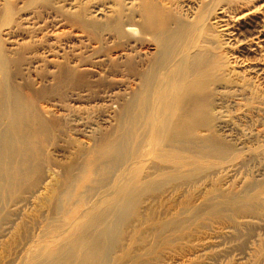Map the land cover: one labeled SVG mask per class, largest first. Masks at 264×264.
<instances>
[{
    "label": "rangeland",
    "instance_id": "rangeland-1",
    "mask_svg": "<svg viewBox=\"0 0 264 264\" xmlns=\"http://www.w3.org/2000/svg\"><path fill=\"white\" fill-rule=\"evenodd\" d=\"M145 2L170 6L186 22L200 19L208 48V63L198 67L209 74L186 97L202 103L201 116L194 120L193 141L179 137L175 155H162L180 163L179 171H167L162 186H114L137 179L148 166L136 164L140 152L132 151L105 169L95 183L86 182L89 155L79 134L69 128L78 123L83 132L87 124L71 116L70 125H58L33 139L42 148L36 166L17 183L9 177L13 185L0 189V264H55L65 245L82 240L77 247L82 255L103 231H109L112 240L107 253L100 255V264H264V36L249 43L255 36L249 25L264 26V0H59L53 5L55 15L47 5L27 6L29 0H0V31L12 24L8 21L32 14L34 23L28 26L42 28L47 23L41 34L37 32L38 38H47L46 33L54 28L51 16L79 3L88 8L133 6L137 9L135 26L126 28L142 30L139 8ZM222 8L227 16H221ZM248 10L257 16L236 27L239 33L250 32L237 38L245 39L246 47L223 33L221 26ZM106 33L114 34L109 28L100 30V36ZM137 36L153 40L151 33ZM191 37L178 46L188 47ZM132 40L126 37L119 42L132 49ZM80 44L72 49L89 56L91 52L79 49ZM43 54L42 62L24 64L22 75L11 76L21 91H26L27 83L48 75L47 54ZM179 99V91L169 98L175 103ZM66 102L89 107L95 123H101L104 107L97 99L85 103L67 98ZM163 121L159 111L148 133L153 142L161 143L159 148L169 151L164 139L171 129ZM68 177L73 178L72 184ZM87 224L92 225L84 234Z\"/></svg>",
    "mask_w": 264,
    "mask_h": 264
},
{
    "label": "bare ground",
    "instance_id": "bare-ground-1",
    "mask_svg": "<svg viewBox=\"0 0 264 264\" xmlns=\"http://www.w3.org/2000/svg\"><path fill=\"white\" fill-rule=\"evenodd\" d=\"M58 2L29 0L27 6L47 5L54 14L56 7L53 5ZM83 4H73L65 10L59 9L58 15H52L54 28L46 33L47 38H38L37 35V32L41 34L40 29L47 27V23L42 24V28L28 26L34 21L32 14L18 18L19 21H8L9 25L12 24L0 31L1 190L2 186L13 185L9 177H14L17 183L19 177L36 166L42 148L33 139L44 137L52 129H57L58 125H70L71 116L87 124L83 132L79 129L82 125L78 123L69 128L79 134L89 155L86 182L95 183L96 177L105 169L117 165L122 157L132 151L135 155L139 151L134 162L147 163L146 169L137 179L122 180L114 186H162L160 181L166 172H178L181 165L163 156L175 155L173 150L179 137H184L188 142L193 141L194 120L201 116L202 103L198 98L192 103L186 97L198 87L203 76L209 74L198 67L208 63V48L205 46V34L200 32V26L203 25L200 19L193 17L186 22L177 17L173 13L174 8L170 6L166 8L145 2L139 8V17L144 25L142 30L137 29L138 33L135 29L126 28L135 26L133 20L137 9L133 6L114 4L88 8ZM220 14L222 17L227 16L226 9L222 8ZM256 14L252 10L238 12L232 16L230 24L221 26V31L238 41L239 45L247 47L243 43L245 39L239 41L237 38L243 32L248 33V29L239 33L240 29L236 27L256 17ZM249 26L252 35H255L249 43L255 44L254 38H263L264 26L259 27V30ZM108 28L114 34L100 36V30ZM149 33L153 40L137 36ZM190 35L192 37L188 47L178 46L179 41ZM126 37L134 39L132 49H126L119 42ZM19 40L23 42L19 43ZM78 43H81L79 49L86 48L91 54L85 56L79 50L72 49ZM149 43L155 44V47L151 48ZM43 53L47 54L44 61L50 67L48 75L45 79L37 78L27 83L24 86L26 91H21L10 81L11 76L22 75L21 67L24 64L42 62ZM193 76L199 77L191 79ZM166 89L168 91L163 92ZM176 91L181 94V99L175 103L169 98ZM67 98L85 103L97 99L102 103L100 106L104 107L101 123H95L96 116L90 114L89 107L70 105L69 101L66 102ZM37 100L43 103L37 105ZM159 111L162 112L165 128L171 129L164 139L171 147L170 152L159 148L161 143L153 142L151 133H148L151 126L155 127ZM155 159L158 163H155ZM155 164H159V167H155ZM67 181L72 184L73 178ZM91 225H85L84 234ZM108 233L98 232L94 242L85 247L82 255L77 253L82 240L65 245L59 250L55 264H100V255L107 253V244L112 240Z\"/></svg>",
    "mask_w": 264,
    "mask_h": 264
}]
</instances>
